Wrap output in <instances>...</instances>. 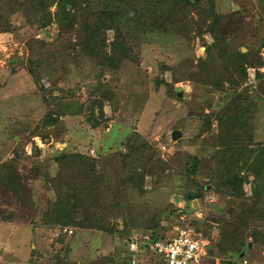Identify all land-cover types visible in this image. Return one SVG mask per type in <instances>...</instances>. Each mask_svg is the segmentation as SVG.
<instances>
[{"label": "rangeland", "instance_id": "obj_1", "mask_svg": "<svg viewBox=\"0 0 264 264\" xmlns=\"http://www.w3.org/2000/svg\"><path fill=\"white\" fill-rule=\"evenodd\" d=\"M177 14V25L167 30L139 32L130 51L126 37L114 41L115 29L106 28L105 61L97 45L80 43L79 24L60 35L55 19L42 27L17 11L0 20V164L10 162L18 181L12 189L0 172V264H100L109 253L121 257L114 251L122 241L117 233L42 222L56 196L45 182L57 173L61 153L93 149L100 172L101 156L126 151L133 135L163 159L154 163L155 174H145L140 204L147 214L140 228L170 237L175 226L188 224L202 233L206 220L216 217L211 230L219 233L222 226L236 228L241 203L255 204L249 200L252 176L243 183L242 198L217 192L210 174L217 151L231 141L226 136L264 145V0H203ZM214 21L218 25L211 30L206 25ZM215 36L221 40L209 58L206 47ZM60 47H68L65 62L57 59ZM76 49L89 58L80 59ZM38 56L47 73L36 82L28 66ZM174 130L181 132L177 139ZM192 157L198 159L195 173ZM37 162L42 167L36 169ZM188 191L198 196L187 198ZM114 215L111 221L121 229L125 213ZM250 224L264 226L252 221L237 229L243 258L219 256L218 264H264L263 243L252 246ZM149 256L138 264H164L160 255Z\"/></svg>", "mask_w": 264, "mask_h": 264}, {"label": "trees", "instance_id": "obj_2", "mask_svg": "<svg viewBox=\"0 0 264 264\" xmlns=\"http://www.w3.org/2000/svg\"><path fill=\"white\" fill-rule=\"evenodd\" d=\"M199 1L203 0H194L193 3H199ZM193 3L191 0H0V20L17 11L23 13L27 22L40 24L42 27L48 24L51 19H55L60 35L73 31L74 27L79 24L76 31L80 43L87 45L91 42L97 45L99 50L97 56H101V60L105 61V53L102 51L104 38H101V35L106 28L115 29L114 41L125 40L123 37H126L128 39L125 43L126 50L130 51L131 42L139 32L155 28L167 30V28L177 25V11H183ZM52 5H55L53 12L50 10ZM215 17L219 19L221 16ZM5 18L6 21L7 17ZM80 19L85 22L81 23ZM217 25L218 23L214 21L211 25L206 26L213 30ZM85 37L86 42H84ZM219 40H221L220 37L215 36L211 45L206 47L209 58L213 55L212 50H217ZM35 42L40 44L43 41L36 40ZM80 43L77 45H81ZM67 48L60 47L56 55L57 59L65 62L63 57L68 55L65 51ZM76 52L80 55V59L89 58V54L84 50L76 49ZM40 54L43 55V53ZM47 58L51 62L55 59H52L50 55ZM43 63V57L39 56L37 59L33 58L29 63L28 71L36 82H39L40 77L47 73L46 69L42 67ZM77 64L79 63L77 62ZM241 75L245 76L244 71L241 72ZM171 92L175 93L174 90ZM51 116L52 114L48 115L49 118ZM45 124L48 123L45 122ZM226 138L231 141L225 140L222 144V150L220 148L217 151L219 155L216 154L217 158L214 159L211 168L210 177L214 181L215 190L219 193L222 191L230 196L244 198L243 183H246L250 179L249 176H252L253 182L250 183H253V190L249 200H255V204L256 200L258 201L251 208L245 202L241 203L244 207L240 211L241 216L238 214L239 219L234 223L236 228L226 229L231 225L220 227L218 239L213 238L211 230L213 225H217L218 218L213 217L212 221L206 220L208 226L202 231V237L209 241L207 253L210 257L207 258V262L211 260V255L224 258H227L225 255H228L232 257L231 259H242L244 249L238 242L241 238L237 229L247 227L252 221L264 223V145L248 143L239 140V138L233 140L228 136ZM128 139L126 151H114L105 154L106 156H101L103 169L100 172L96 170L97 159L90 155L89 149L87 152L61 153L56 159L59 164L57 173L45 182L55 191L56 196L54 202L50 201L47 204L48 212L43 214L42 222L70 224L107 234L115 235L114 233H117V239L121 237L122 241L114 244V251L120 250L121 257L117 256L116 260L113 254L109 253L101 257L100 264H131L132 253L128 247L130 237L139 238L146 233L162 241L171 237L156 228H140L139 222L145 220L147 214L145 205L140 204V198L144 194L145 174H155L154 163L161 165L163 159L145 139H141L137 135ZM192 159L191 172L195 173L198 159L196 157H192ZM37 165L36 169L42 167L38 162ZM10 169H12L10 162L0 164L1 175L4 174L1 180L8 183L9 186H13L12 189H14L18 181H15L17 180L16 175L14 171L12 173L13 169ZM111 172L114 173L112 176H118L117 181L110 176ZM185 197L191 198L188 193ZM78 209L81 210L82 216L77 220ZM114 212H119L123 217L125 213L121 229H118V225L111 221V219H115ZM252 224L254 225V222ZM136 227L139 229H135ZM191 227L193 226L191 225ZM250 230L254 243L252 246L257 247L258 244L263 243L264 247V226H251ZM239 244L240 247L237 248ZM135 254L140 260L142 256L147 254L152 256L156 253L140 247Z\"/></svg>", "mask_w": 264, "mask_h": 264}, {"label": "built area", "instance_id": "obj_3", "mask_svg": "<svg viewBox=\"0 0 264 264\" xmlns=\"http://www.w3.org/2000/svg\"><path fill=\"white\" fill-rule=\"evenodd\" d=\"M249 76L253 77L254 72ZM93 152V149H89L90 154ZM217 235L218 231H212L213 238H216ZM208 243L209 241L202 237L201 232H196L188 224L175 226L174 234L164 241L153 238L149 233H146L139 238H129L128 247L132 253L130 262L131 264H138L139 258L135 252L140 247H144L148 251L160 255L165 264H207V258L210 256L204 250V246ZM211 257L215 258V264L219 263L220 258L218 256L211 255ZM244 262H246L245 259Z\"/></svg>", "mask_w": 264, "mask_h": 264}, {"label": "water", "instance_id": "obj_4", "mask_svg": "<svg viewBox=\"0 0 264 264\" xmlns=\"http://www.w3.org/2000/svg\"><path fill=\"white\" fill-rule=\"evenodd\" d=\"M179 88L180 87H176V91H178V96L180 97L181 96V92L179 91ZM181 135V132L179 130H174L172 132V137L173 139H177L179 136ZM188 196L190 197H197V193H192V191H188Z\"/></svg>", "mask_w": 264, "mask_h": 264}]
</instances>
